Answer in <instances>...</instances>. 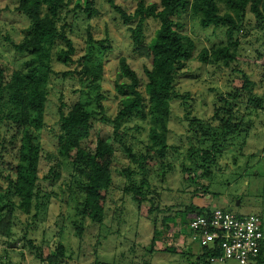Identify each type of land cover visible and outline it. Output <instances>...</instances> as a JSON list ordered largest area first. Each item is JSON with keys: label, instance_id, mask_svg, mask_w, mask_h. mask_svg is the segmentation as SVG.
Masks as SVG:
<instances>
[{"label": "rangeland", "instance_id": "rangeland-1", "mask_svg": "<svg viewBox=\"0 0 264 264\" xmlns=\"http://www.w3.org/2000/svg\"><path fill=\"white\" fill-rule=\"evenodd\" d=\"M92 1L98 14L90 18L79 10L75 11L77 0H65L59 26L73 41L76 53L71 64H61L57 61L58 54L67 49L64 43L57 45L53 53L55 74L49 81L45 127L34 131L36 143L43 147L39 165L43 190L39 200L40 209H33L27 214L19 208L20 201L13 200L17 211L10 234L0 236V264H48L46 259L56 255L60 245L65 249L64 264H200L199 246L190 244L185 238L187 231L177 237L170 226L183 222L185 213L189 214V223L198 214V209L209 207L238 216H257L264 224V67L247 64L233 67L244 71L255 84L253 96L261 106L250 105L247 93L244 100L236 102V117L250 126L249 131L229 138L225 154L218 157L212 170H204L207 174L203 175V171L196 169L187 159L188 151L199 145L194 133L196 128L190 126L187 114L190 113L189 119L217 127L219 123L213 121V117L215 110L223 105L221 96H225L232 87H242L243 80L232 69L205 65L200 61L204 49L225 44V30L203 29L199 20L183 15L180 19L185 26L183 32L195 41L196 49L193 59L176 83L179 98L172 102L168 123L169 144L178 149L169 158L173 171L166 176L164 183L160 180L161 172L155 175L157 169L149 175V191L160 194L156 199L158 206L155 200L154 204L147 202L139 207L130 195L123 192L126 178L121 174L133 165L123 146L114 143L107 129L96 131L95 128L90 143L102 138L110 140L115 147L114 186L108 197L103 224L87 220L80 239L75 223L79 222L77 206L83 196L72 177V166L58 154L60 106L83 101L88 108H94L96 92L88 95L77 92H89L80 86L79 73L84 64L91 68L101 66L104 76L99 94L104 97L102 103L106 116L115 120L122 99L116 90L119 60L127 58L140 74H143L145 64L144 59L135 53L130 33L121 16L110 8L106 0ZM115 1L130 14L137 6L135 0ZM153 1L156 0H148L149 3ZM18 6V0H0V63L9 71L24 70L23 65L29 59L27 54H18L13 48V43L23 41L30 25L17 11ZM225 11L222 7V13ZM247 19L250 32L242 39V54L255 57L264 45V31L256 28L251 15ZM158 28V22H147V43L154 38ZM86 56L90 58L84 63ZM140 91L146 96L144 84ZM149 129V123L138 118L122 125L121 131L126 133L133 153L147 154ZM0 155L1 174L6 169L1 157L5 163L15 160L10 149L3 152L0 147ZM254 155L259 157L255 158ZM154 164L151 163L150 167ZM183 167H194L189 178L196 176L195 182L185 179ZM147 197L149 199L150 195ZM1 201L6 200L2 198ZM156 207H159V211ZM39 253L44 259L37 256ZM262 257L264 264V254Z\"/></svg>", "mask_w": 264, "mask_h": 264}, {"label": "trees", "instance_id": "trees-1", "mask_svg": "<svg viewBox=\"0 0 264 264\" xmlns=\"http://www.w3.org/2000/svg\"><path fill=\"white\" fill-rule=\"evenodd\" d=\"M18 1L17 11L30 25L23 41L20 44L13 43V48L18 54H27L29 59L21 71L6 70L0 63V147L3 152L10 149L15 160L5 163L1 157L6 169L0 174V236L11 232L17 211L13 200H19V208L27 214L33 209H40L39 200L43 190L39 165L43 147L36 143L34 131L45 127L49 81L55 74L52 66L53 53L57 45L64 43L67 49L58 54L57 61L61 64H71L76 53L73 41L67 37L65 29L59 26L65 0ZM106 1L121 16L130 33L135 53L144 59L145 64L143 74H140L127 58L119 60L116 90L122 99L121 109L115 120L106 116L102 103L104 97L99 94L104 76L103 67L91 68L84 64L90 56L84 57L85 66L79 73L80 86L89 92H77L81 95L96 92V106L90 109L83 101L70 106L63 103L60 106L58 154L72 166V177L83 196L82 202L77 206L79 222L75 223L80 239L84 235L87 220L103 224L108 197L114 186L115 147L110 140L102 138L90 143L95 128L96 131L107 129L112 134L114 143L118 142L123 146L133 165L121 174L126 178L123 192L130 195L139 207L147 202L154 204L160 195L156 191H149V175L157 169L155 175L158 176L161 172L160 180L164 183L166 176L173 171L169 158L178 149L169 144L168 123L172 102L179 98L176 83L188 62L193 59L196 49L195 41L183 32L185 26L180 22L183 15L199 20L203 29L225 30V44L204 49L200 54V61L205 65L232 69L243 80L242 87H232L225 96H221L223 105L215 110L213 117V121L219 123L217 127L189 119L190 113L187 114L190 126L196 128L194 133L199 143L198 147L193 145L195 147L188 151V161L196 169L202 170L203 175L207 174L204 170H212L218 157L225 154L229 138L249 131L250 126L236 117V102L244 100L247 93L250 105L258 108L261 106L253 96L255 84L244 71L233 67L242 64L264 67V45L255 57L242 54V39L250 32L248 15L254 18L256 28L264 31V0H156L150 3L148 0H135L137 6L132 14L116 4L115 0ZM221 6L226 10L225 13H222ZM75 8V11L79 10L90 18L98 14L92 0H77ZM149 20L158 22L159 28L151 42L147 43L146 25ZM143 84L146 96L140 91ZM136 118L148 122L150 126L147 154L133 153L126 133L121 131L123 124ZM200 134L201 137H198ZM151 163H155L153 167H150ZM194 167H183L185 179L189 182H195L197 178H189ZM146 192L150 195L149 199ZM2 198L6 201L2 202ZM155 204L158 206L157 200ZM156 210L159 211V207ZM209 210V207L198 209V214L193 218ZM188 215L184 214L186 219L183 222L170 224L177 237L188 230ZM263 254L264 249L253 264H262ZM207 255L206 252L205 255L198 256L200 264H207ZM37 256L44 259L41 253ZM46 261L48 264H64V247L60 245L57 254L49 256Z\"/></svg>", "mask_w": 264, "mask_h": 264}, {"label": "built area", "instance_id": "built-area-1", "mask_svg": "<svg viewBox=\"0 0 264 264\" xmlns=\"http://www.w3.org/2000/svg\"><path fill=\"white\" fill-rule=\"evenodd\" d=\"M185 238L199 246L207 264H253L264 249V224L257 216L213 209L193 218Z\"/></svg>", "mask_w": 264, "mask_h": 264}, {"label": "water", "instance_id": "water-1", "mask_svg": "<svg viewBox=\"0 0 264 264\" xmlns=\"http://www.w3.org/2000/svg\"><path fill=\"white\" fill-rule=\"evenodd\" d=\"M258 155H259V153H258Z\"/></svg>", "mask_w": 264, "mask_h": 264}]
</instances>
